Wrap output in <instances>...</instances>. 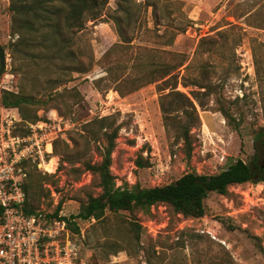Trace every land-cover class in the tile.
<instances>
[{"label": "rangeland", "instance_id": "obj_1", "mask_svg": "<svg viewBox=\"0 0 264 264\" xmlns=\"http://www.w3.org/2000/svg\"><path fill=\"white\" fill-rule=\"evenodd\" d=\"M8 3L0 0V45L6 55L0 95L3 89L16 91L20 82V74L11 72L8 43L17 36L9 34ZM115 7V0H109L97 18L90 20L87 15L83 29L72 34L73 48L83 52L85 63L92 58V65L85 73H72L59 89L76 88L80 101L73 104L68 98L69 109L61 99L60 108H53L49 100L36 105L57 146L56 152L43 157L44 162L56 159L52 172L36 160L24 164L38 185L36 206L45 213H52L61 201L59 215L68 217L88 194L100 192L96 176L83 162L100 159L97 147L103 143L99 132L103 126L97 121L102 117H107L104 123L110 129L119 128L111 173L119 184L142 187L172 182L192 170L215 173L236 159L249 163L254 134L264 127V0H159L158 25L151 7L142 6L127 34L130 45H116L120 37L113 22ZM176 32L171 45L161 43L162 35ZM163 50L180 53L185 60L174 77L128 92L132 79L168 59ZM24 51L27 54L17 55L15 64L27 69L30 78H44L33 64L36 48ZM168 84L175 85L195 107L181 98L188 106L189 120L195 121L190 127L193 149L189 159L174 129L175 121L186 120L187 114L170 111L165 120L161 109L162 102L166 106L173 98L164 96ZM34 97L46 99L44 94ZM218 98L238 128L221 114ZM6 118L13 121V133L23 131L18 110L0 102V122ZM140 157L148 162L147 167L135 165ZM204 205L201 218L184 217L159 203L148 213L107 212L99 221L77 220L80 232L68 229L76 260L83 264H264L262 184L244 182L229 186L226 194L211 192Z\"/></svg>", "mask_w": 264, "mask_h": 264}, {"label": "trees", "instance_id": "obj_2", "mask_svg": "<svg viewBox=\"0 0 264 264\" xmlns=\"http://www.w3.org/2000/svg\"><path fill=\"white\" fill-rule=\"evenodd\" d=\"M108 1L9 0L7 6L10 13L9 34L11 37L17 36V39L8 43V50L12 59L10 62L11 72L15 76L20 74V82L17 84L16 91L3 89L0 102L5 108H16L20 114V125L23 131L20 134H15L12 130L14 135L26 136L30 132V124H34L39 120L46 121V118L37 114V110L40 108L38 106L46 104L48 100V102L55 104L51 103L54 106L53 108H60L58 101L61 99L67 109L70 107V104H67L68 98L72 100L73 104L80 101V93L76 88L67 89L63 87L62 90L59 89V86L64 85L66 81L68 82V78L72 76V73H85L92 65V58L89 59L88 63H85L83 52L73 48L75 35L72 34L83 29L87 15H89L90 20L97 18ZM158 1L146 0L143 3H137L136 0H115L116 7L113 10V22L120 37V42L116 45H130V35L127 34L129 30H132L133 23L136 21L142 6L145 8L151 7L155 17V25H158L155 13ZM179 30H185V28L181 27ZM34 32H36V35H30ZM176 34L177 32L171 35H162L165 39L161 43L164 46L171 45ZM30 46L36 48V56H33L36 61L33 64L36 65V70L44 78L40 79L38 76L30 78L27 69L25 70L21 65L17 64V66L15 64L17 55L27 54L24 50ZM113 47L115 46H112V49H114ZM163 51L167 54L168 59L149 69L145 73L146 75L140 77L143 79H132L128 92L162 79L169 82V79L174 77L175 71L183 65L185 60L180 53ZM106 54H111V49L107 50ZM135 80H138V82H134ZM43 84H46V86L44 87ZM166 88H169V91L164 96H172L173 98L167 102L166 106L163 102L161 104L165 120L169 119L170 111H183L187 114L186 120L175 121L174 129L183 142L185 157L189 159L193 149L190 127L194 125L195 121L189 120L188 106L181 98H186L191 107L193 104L183 93L174 89L175 85L168 84ZM208 92L211 93V90ZM35 94H44L46 99H35ZM218 102L221 103L222 100L218 98ZM193 109H195L194 106ZM219 111L228 124L238 128V123L222 103L219 105ZM105 121H107V117H102L97 121L102 123L103 126L101 129L99 128L103 143L97 147L100 159L96 162H83L85 169L96 176V184L100 192L97 195L88 194L86 200L80 202L77 212L68 217L59 216L61 201L52 213H46L49 219L64 220L66 227L73 233L80 232L77 220L88 221L94 219L99 221L103 219L107 212L114 214L120 211L133 212L137 210L148 213L151 206L159 203L168 205L176 214H181L184 217L201 218L205 215L204 200L209 193L226 194L229 186L244 182L260 183L264 186V127H259L254 134L253 153L249 163L242 159H236L215 173H198L192 170L183 173L172 182L142 187L138 183L128 185L124 182L119 184L116 176L111 173V154L115 147V139L119 128L113 127L110 129L108 124L105 125ZM64 145L66 149H69L67 143H64ZM56 151L57 146L54 139L52 141V152ZM29 160L22 159L18 163V166H21L25 173L21 181L24 200L19 207L25 215H31L38 210L36 200L40 197L38 196L36 179L34 180L30 174H27L24 168L25 162ZM135 165L137 167H147L148 162H144L140 157L135 160ZM1 221L2 208L0 207V223ZM133 225L140 229L138 222H133ZM259 247L262 250V247Z\"/></svg>", "mask_w": 264, "mask_h": 264}, {"label": "built area", "instance_id": "obj_3", "mask_svg": "<svg viewBox=\"0 0 264 264\" xmlns=\"http://www.w3.org/2000/svg\"><path fill=\"white\" fill-rule=\"evenodd\" d=\"M12 122L7 118L0 122V264H83L76 260L64 220L49 219L40 209L25 215L19 208L25 173L18 163L22 159L45 163L43 157L52 152L54 136L45 130L46 121L30 124L26 136L14 135Z\"/></svg>", "mask_w": 264, "mask_h": 264}, {"label": "water", "instance_id": "obj_4", "mask_svg": "<svg viewBox=\"0 0 264 264\" xmlns=\"http://www.w3.org/2000/svg\"><path fill=\"white\" fill-rule=\"evenodd\" d=\"M5 66H6V55L2 46L0 45V75L3 73Z\"/></svg>", "mask_w": 264, "mask_h": 264}, {"label": "bare ground", "instance_id": "obj_5", "mask_svg": "<svg viewBox=\"0 0 264 264\" xmlns=\"http://www.w3.org/2000/svg\"><path fill=\"white\" fill-rule=\"evenodd\" d=\"M43 164H44L45 170L52 172L56 165V159L54 157H51L50 160H48L47 162Z\"/></svg>", "mask_w": 264, "mask_h": 264}]
</instances>
